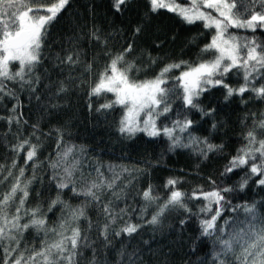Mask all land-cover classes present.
<instances>
[{"label":"trees","instance_id":"1","mask_svg":"<svg viewBox=\"0 0 264 264\" xmlns=\"http://www.w3.org/2000/svg\"><path fill=\"white\" fill-rule=\"evenodd\" d=\"M57 0H42L45 6ZM41 14H45L41 11ZM48 27L46 41V59L38 72L41 83L33 95L28 92L19 93L20 111L27 124L19 128L21 139L30 138L33 144H39L36 165L33 162L24 163L25 152L18 155L11 146L17 143L14 134L17 126L13 124L11 131L5 120L0 119V178L7 175L11 169L13 176L18 175L20 167L25 168L23 180H31L29 198L26 208L40 206L47 218L49 227L56 226L66 210L56 205L48 211V205L57 196L58 189L53 181V169L49 167L55 160L57 153L65 147H73V155L81 161V171L92 177L96 173L93 168L99 167L104 176L110 178L113 173L109 166H114L116 172L121 173L117 181V191L120 199H115L111 192L102 196L104 203L112 201L115 211L126 209L123 219H118L113 228L119 229L125 221L143 225L132 236L122 234L115 237L110 234L111 245L105 247L100 236V227L106 222L101 205L87 203L85 197L74 196L69 189H64L61 199L73 208L85 205L87 219L79 221L82 229L95 242L97 260L100 264H117L118 251L123 248L127 253H134L135 264H211V241L199 237V220L202 214L200 207L205 201L185 198L191 212L182 208L167 211L156 225L147 224L157 208V204L167 199V180L176 179L175 186L180 191L191 194L193 190L202 188L210 190L216 181L219 187L237 185L244 169L222 176L224 167L229 159L235 156L244 145V135L253 127V113L256 119L264 113V100L255 98L251 93L243 97L234 95L225 100L226 89L222 86L211 87L199 98L200 107L204 110L215 109L211 116H204L196 109L186 108L180 99L182 89L173 78L179 76L186 68L173 70L168 74L167 87L174 88L172 97V111L166 117L157 121L158 126H172L173 121L187 116L193 121V126L185 133H178L183 143H188V134L198 138H207L215 145H223L222 149L210 152L207 157L199 154L198 146L177 147L170 149L171 141L160 135L149 137L144 133H137L132 138L122 136L118 132L119 121L124 109L115 106L111 109L97 111L99 106L114 99L112 94L91 96L92 86L99 78L111 57L119 54L129 43L133 50L126 54V60L135 65L130 74L138 81L154 78L160 70L168 64L187 61L189 65H196L201 61L212 59L211 53H202L201 49L210 42L214 29H205L203 22L188 24L176 13L161 9L151 12L149 0H129L120 13L112 10V0H69L57 17ZM140 27L136 34L134 29ZM99 29L100 41L91 38L90 33ZM241 37H253L264 42V31L255 33L244 29H230ZM79 50L81 63L74 68L59 65L57 54L63 57L68 51ZM92 67L86 70V66ZM74 78L69 81L68 77ZM68 85V91L57 95L59 82ZM225 82L233 88L242 83V74L236 70L228 73ZM259 83V82H258ZM38 95L39 100L34 96ZM15 100L5 98L0 103V116H8L9 109ZM213 123L216 128L213 129ZM38 124L36 135L32 136V125ZM57 129L63 136L59 148L57 147ZM37 137L39 139L37 140ZM13 160L16 167L12 168ZM71 162V157L69 158ZM122 168L129 169L121 172ZM12 177L0 184V193L6 192L12 182ZM79 186V185H78ZM151 186L152 193L160 199L152 204L141 217L140 210L146 205L142 198L144 190ZM226 198L232 205L255 203L261 214H264V188L258 187L253 181L243 191L226 193ZM232 212H226L231 217ZM241 215L242 214H238ZM92 227L88 229V222ZM185 221L181 224V221ZM42 234L30 229L24 234L22 246L39 247ZM193 249H195L193 251ZM2 256V252H0ZM92 258V250L85 249L82 264Z\"/></svg>","mask_w":264,"mask_h":264},{"label":"snow or ice","instance_id":"2","mask_svg":"<svg viewBox=\"0 0 264 264\" xmlns=\"http://www.w3.org/2000/svg\"><path fill=\"white\" fill-rule=\"evenodd\" d=\"M68 3L69 0H57L50 6H45L42 0H0V103L5 98L16 101L9 109V115L0 116V119L6 121L9 131L13 124L17 126V133L14 134L17 143L11 146L12 151L17 155L25 152V165L31 161L34 168L38 166L35 161L39 144H33L30 138L21 139L19 128L27 124V120L20 111L22 106L19 93L28 92L34 95L37 92L41 83L38 70L47 58V26ZM128 3L129 0H112V10L120 13ZM149 6L153 13L164 9L176 13L188 24L200 21L205 29H214L210 42L201 49L202 53H211L212 59L194 66L187 61L168 64L154 78L138 81L130 75L135 70V65L125 58L133 50V45L129 43L115 57L106 53L110 56V62L99 73L90 95L110 93L114 96L113 100L101 104L97 111L117 105L123 107L124 113L118 127L122 136L132 138L137 133H144L149 137L164 135L171 141L170 149L195 145L198 146L199 154L207 157L208 153L222 149L223 145L212 144L207 138L194 137L191 133L187 137L188 143H183L178 133L188 132L193 126V121L187 116L173 121L172 126L157 124L160 117H166L172 111V97L176 94L174 88L166 86L169 83L168 74L173 70L186 68L173 78L182 89L180 99L186 108L196 109L204 116H211L215 111L204 110L199 103V98L211 87L222 86L226 89L225 100L234 95L243 97L248 92L255 98L264 100V42L258 41L255 36L241 37L230 31H264V0H185L184 3L178 0H149ZM42 10L45 14H41ZM140 31V27L134 29L136 34ZM90 36L96 41L101 40L99 29L92 31ZM56 60V66L68 65L69 68H74L81 63L80 52L73 49L63 57L57 54ZM91 67L89 63L86 70ZM233 70L242 74L243 83L238 88L225 82V77ZM68 79H74L71 73ZM66 91L68 85L60 81L57 95ZM34 98L40 99L38 95ZM252 115L253 127L244 135V145L229 159L222 172V176L228 177L229 174L244 169L237 185L219 187L216 181L210 180L213 185L210 190L198 188L189 195L175 187L178 180L169 179L165 184L169 195L159 204L157 201L160 198L153 195L151 186L142 193V198L147 203L140 210L141 217L150 205L157 204L156 211L146 221L150 225L158 224L160 218L173 208H182L190 213L186 197L205 201L199 209L202 218L199 220L200 231L197 239L207 238L211 241V264H264V214L260 213L255 203L232 205L225 195L237 190L243 191L250 180L264 188V113L260 114L259 119L255 118V113ZM212 127L215 129L216 124L213 123ZM32 128V136H35L39 125L34 124ZM56 131L59 148L63 136L59 129ZM73 153V147H65L49 164L53 169L52 179L56 182L58 192L56 198L50 201L48 211H52L58 204L66 210L54 227L48 226L40 206L25 207L32 181H22L24 167L18 169L16 176L9 169L7 175L0 178V184L9 177L13 178L7 191L0 193V264H82L85 249L92 250V258L87 264H100L96 258L95 242L79 223L81 219H87L85 205L73 208L67 204L61 199L64 189H69L74 196L85 197L87 203L101 205L106 222L99 231L105 247L111 245L110 234L115 237L122 234L132 236L143 226L128 220L119 229L112 227L127 212L126 209L115 211L112 201L104 203L102 196L105 192H111L115 199L121 198L122 189L116 190L121 173L116 172L114 166H109V171L113 173L110 178L105 177L99 167L92 169L96 173L95 177H92L91 172L85 175L81 171V161ZM15 167L16 161L13 160L12 168ZM0 171H3L2 166ZM128 171L127 168L121 169V172ZM226 212L234 215L226 217ZM238 214H242V218ZM184 222L182 220L181 224ZM91 227L89 220L88 229ZM30 229L42 234L38 248L22 246L24 234ZM134 255L121 248L118 251L117 264H135ZM104 264L108 262L105 261Z\"/></svg>","mask_w":264,"mask_h":264},{"label":"rangeland","instance_id":"3","mask_svg":"<svg viewBox=\"0 0 264 264\" xmlns=\"http://www.w3.org/2000/svg\"><path fill=\"white\" fill-rule=\"evenodd\" d=\"M178 2H180V3H184L185 2V0H178ZM139 134V133H138Z\"/></svg>","mask_w":264,"mask_h":264}]
</instances>
